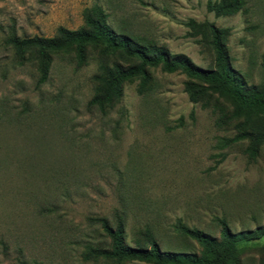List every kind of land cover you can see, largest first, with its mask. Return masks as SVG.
<instances>
[{
    "label": "rangeland",
    "instance_id": "obj_1",
    "mask_svg": "<svg viewBox=\"0 0 264 264\" xmlns=\"http://www.w3.org/2000/svg\"><path fill=\"white\" fill-rule=\"evenodd\" d=\"M207 1L0 0V264H115L84 259L88 246L110 244L97 217L115 224L120 216L131 245L150 229L162 250L185 253L201 247L180 225L212 236L220 220L234 233L264 226V143L254 159L246 140L229 143L234 122L221 124L211 107L191 102L183 73L150 68V89L126 82L102 112L88 105L91 77L114 57L90 47L77 66L54 55L48 80L37 85L34 64L4 43L11 31L51 37L59 26L77 29L97 4L115 31L208 68L211 50L185 24L208 21L230 29L232 67L260 84L264 0H246L229 16L208 11ZM240 246L235 264H260L264 236Z\"/></svg>",
    "mask_w": 264,
    "mask_h": 264
},
{
    "label": "trees",
    "instance_id": "obj_2",
    "mask_svg": "<svg viewBox=\"0 0 264 264\" xmlns=\"http://www.w3.org/2000/svg\"><path fill=\"white\" fill-rule=\"evenodd\" d=\"M245 4L246 0H208L207 10L216 16H229L244 10ZM185 24L190 29L188 35L200 36L211 50V67H200L185 54H171L163 45L143 43L130 34L115 31L97 4L85 10L84 25L77 29L59 26L51 37H20L11 31L4 43L13 49L21 63L34 64L37 85L48 80L54 55L68 54L77 66L87 62L90 47L97 48L103 57H114L109 63H100L91 77L94 88L88 105L102 112L122 98L126 82L139 79V92L150 89V68L160 67L167 73L179 71L186 76L184 90L189 100L211 107L221 124L234 122L236 133L227 141L246 140L245 153L251 159L256 158L264 143V79L258 85H248L232 67L227 47L228 27L194 19ZM94 220L100 223L110 244L88 246L84 259H103L115 264L131 260L151 264H235L241 244L264 236V226L234 233L225 220H220L219 236L180 225V233L201 248L199 253L174 252L162 250L150 229L137 233L133 245L127 243L125 223L120 216L115 224L105 217ZM260 264H264V246Z\"/></svg>",
    "mask_w": 264,
    "mask_h": 264
}]
</instances>
